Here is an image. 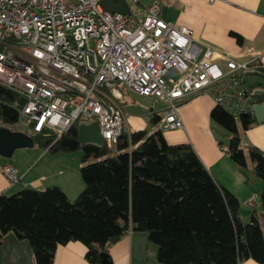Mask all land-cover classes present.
Returning <instances> with one entry per match:
<instances>
[{
	"label": "built area",
	"instance_id": "1",
	"mask_svg": "<svg viewBox=\"0 0 264 264\" xmlns=\"http://www.w3.org/2000/svg\"><path fill=\"white\" fill-rule=\"evenodd\" d=\"M101 1L0 0V86L23 100L11 106L33 135L57 140L78 122L95 126V145L115 149L125 131L121 100L131 91L164 106L147 136L184 129L180 106L198 94L237 123L252 113L244 75L250 61L201 45L192 29L167 22L164 0H125L129 14ZM1 172L10 185L22 178L11 162Z\"/></svg>",
	"mask_w": 264,
	"mask_h": 264
},
{
	"label": "trees",
	"instance_id": "2",
	"mask_svg": "<svg viewBox=\"0 0 264 264\" xmlns=\"http://www.w3.org/2000/svg\"><path fill=\"white\" fill-rule=\"evenodd\" d=\"M235 36L241 43L242 37ZM252 97L254 103L264 102L261 95ZM16 101L23 104L0 86V121L10 129L20 121L11 106ZM210 118L229 136L227 144L218 141L220 149L245 167L247 156L233 149L232 139L257 123L253 114L237 123L215 107ZM159 120L150 119L151 126ZM148 132L125 129L115 149L82 142L78 122L57 140L32 135L35 146L51 153L81 150L85 187L74 200L59 186L0 194V240L11 231L28 239L36 264H53L58 245L79 241L87 247L88 263L99 264L111 238L132 231L148 234L158 247L160 264H240L249 259L264 264L259 216L254 213L243 223L238 198L212 177L190 144L171 145L163 132ZM247 151L264 183V150L249 146ZM261 204L264 218V187Z\"/></svg>",
	"mask_w": 264,
	"mask_h": 264
},
{
	"label": "crops",
	"instance_id": "3",
	"mask_svg": "<svg viewBox=\"0 0 264 264\" xmlns=\"http://www.w3.org/2000/svg\"><path fill=\"white\" fill-rule=\"evenodd\" d=\"M163 8L167 22L192 29L193 38L201 45L240 61H250L252 64L244 74L246 86L264 98V0H164ZM235 34L242 37L241 43ZM219 65L225 69L223 60ZM131 92L121 100L125 129L127 132L151 131L150 119L159 120L163 104L152 97L161 107H156L155 103L145 105L139 101L146 96ZM252 102L254 104V100ZM215 107L211 96H193L179 109L184 129L166 130L163 136L171 145L190 144L212 177L238 198L242 219L248 217L249 222L255 213L262 224L263 209L262 212L258 209L262 208L264 183L255 175L252 161L248 160L245 167L238 166L220 149L218 141H223L217 137L210 118ZM0 126H3L1 121ZM223 136L229 141L225 131ZM238 137L239 148L245 154L249 146L264 150V123L257 121L248 130L240 131ZM34 147L21 149L24 151H20L16 162L0 158V194L13 195L28 187L44 190L59 186L71 200L76 199L84 185L78 179L72 181L67 158L60 156L62 153H38ZM6 162H11L21 172L19 183L10 185L1 172V165ZM250 201L255 204L251 205ZM157 250L148 234L128 231L116 243L110 242L106 254L112 264H160L155 255ZM86 252V245L79 241L58 245L53 264H89ZM0 264H36L30 241L18 238L12 231L6 233L0 240ZM240 264L259 263L249 259Z\"/></svg>",
	"mask_w": 264,
	"mask_h": 264
},
{
	"label": "water",
	"instance_id": "4",
	"mask_svg": "<svg viewBox=\"0 0 264 264\" xmlns=\"http://www.w3.org/2000/svg\"><path fill=\"white\" fill-rule=\"evenodd\" d=\"M102 6L110 12H121L124 14L130 13V8L125 0H102ZM163 18L166 19V9L163 8ZM257 95L256 91L252 93V96ZM252 114L258 122L264 123V102L254 103L252 105ZM80 139L82 142L92 143L99 141V136L97 134L95 126L93 127H80ZM233 149L237 150L239 148L240 138L233 137ZM35 146V141L32 135L12 130L6 126H0V158L11 159L14 152L17 149L23 148H33ZM249 218L244 217L243 223L246 225ZM120 240V237L111 238V243H116ZM99 264H112L110 258L106 253L102 254Z\"/></svg>",
	"mask_w": 264,
	"mask_h": 264
},
{
	"label": "rangeland",
	"instance_id": "5",
	"mask_svg": "<svg viewBox=\"0 0 264 264\" xmlns=\"http://www.w3.org/2000/svg\"><path fill=\"white\" fill-rule=\"evenodd\" d=\"M132 94H134V93L131 92V95ZM136 96L137 95H135V98L137 99L138 97H136ZM141 101L143 103H145V105H151V104L155 103L156 107H158V108L161 107V105H159L156 101H154V99L152 97L151 98L147 97V98H143V99L141 98L139 102H141ZM12 128L17 130V131L29 134V135H33L32 132H31V128H30L29 124L26 123V122L19 121L17 124L13 125ZM213 129H214L217 137L220 138L225 144H227L228 140H227L226 136H223L224 135V131L226 133H227V131L223 127L219 126L218 124H216L214 122H213ZM34 148H35V151H37L38 153L43 154L45 152H49L50 154H52L48 150V148H46V147L35 146ZM23 149H27V148H23ZM20 151H24V150L17 149L15 151L16 153H14L15 155H13V157L11 159H5V160H9V161H13V162L15 161L16 162L17 161L16 157L19 156V154L21 153ZM60 156L67 158V161H69V163H70L72 181H74L75 179H78L84 185V182L82 180L81 173H80V169H81V166H82L81 159H82V156H83V152L81 150H77V151H75V152H73L71 154L62 153ZM246 156H247V159L250 160L248 152H247ZM92 161H94L93 158H91V162ZM84 187H85V185H84ZM258 210L260 212H262V208L261 207H259ZM261 227H262V230L264 232V218H263Z\"/></svg>",
	"mask_w": 264,
	"mask_h": 264
}]
</instances>
